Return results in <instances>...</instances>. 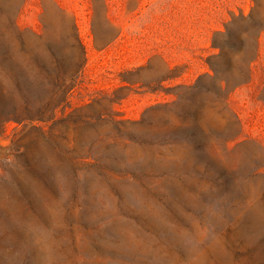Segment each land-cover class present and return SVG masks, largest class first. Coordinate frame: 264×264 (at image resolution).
I'll use <instances>...</instances> for the list:
<instances>
[{
	"label": "rangeland",
	"instance_id": "obj_1",
	"mask_svg": "<svg viewBox=\"0 0 264 264\" xmlns=\"http://www.w3.org/2000/svg\"><path fill=\"white\" fill-rule=\"evenodd\" d=\"M0 264H264V0H0Z\"/></svg>",
	"mask_w": 264,
	"mask_h": 264
}]
</instances>
